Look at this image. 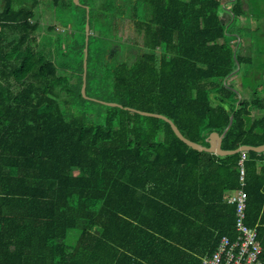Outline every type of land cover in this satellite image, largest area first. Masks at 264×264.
<instances>
[{"label":"trees","instance_id":"16d2710c","mask_svg":"<svg viewBox=\"0 0 264 264\" xmlns=\"http://www.w3.org/2000/svg\"><path fill=\"white\" fill-rule=\"evenodd\" d=\"M53 1L81 13L63 51L56 27L33 21L38 0H0V264H207L238 240L226 195L239 190L264 264V152L199 151L125 108L207 147L215 131L225 150L264 144V0H136L150 17L129 18L144 41L133 59L99 45L114 18L102 23L98 0ZM241 17L256 23L248 53ZM105 91L124 107L97 100Z\"/></svg>","mask_w":264,"mask_h":264},{"label":"rangeland","instance_id":"374dc122","mask_svg":"<svg viewBox=\"0 0 264 264\" xmlns=\"http://www.w3.org/2000/svg\"><path fill=\"white\" fill-rule=\"evenodd\" d=\"M29 3H32L33 0H26ZM75 1V0H74ZM99 5H102L103 12L102 14V23L108 22V20L113 19V23L108 28V23L105 25L107 27V32L109 29L110 39H102L99 43V45H102L104 48L109 47H117L119 48V55H121L124 59V56L130 55L127 53H135V57L138 55V48L133 41H137V43H143V35L137 32L138 30L135 28H130L131 19L133 16H137L139 18L150 17V12L145 11L143 7L138 4L136 0H98ZM77 4V3H76ZM84 5V4H81ZM27 6V5H26ZM85 6V5H84ZM29 6H27L28 8ZM86 7V6H85ZM69 9V7H65V5L62 2H59L58 5L55 6V3L53 0H38L37 6L35 7V18L33 21H39L41 32H45L48 30L49 26L54 25L56 27L55 32L61 34V38L63 40L61 45V51L65 49V39H66V33L70 32V27L73 26V28L77 26V21H79V16L73 9ZM90 10V9H89ZM121 12L118 16L115 15V12ZM94 12V15L96 16L98 12L96 10H92V13ZM88 13V10H87ZM117 16V17H116ZM117 19H116V18ZM224 17V16H223ZM227 18L224 17V20ZM101 20V19H100ZM256 25L250 22L246 19V17H241L239 21L236 22L234 26H240V27H246V31L244 33L245 39H246V46H245V52L248 53L250 51L251 45L249 44V37H250V29L253 28V26ZM74 28V29H75ZM96 33V32H95ZM139 33V34H138ZM45 35V34H44ZM43 38V37H42ZM45 39V36L44 38ZM113 39L114 41H112ZM115 40H119V42H116ZM252 42V40H251ZM258 44L262 47H264V35H262L261 39L258 41ZM133 45V46H132ZM32 46L36 47V42H32ZM241 47V45H239ZM253 46V45H252ZM45 55H47L50 58H53V55L56 54L55 50L51 49H43ZM105 56H108L105 54V50H103L102 54V61H105ZM264 59V55L261 56ZM130 58L133 59V57L130 55ZM77 59L73 57V54H69L67 56H61L60 59H58V62L64 63L67 67V72H70V75L73 73V70L76 66ZM107 60V59H106ZM122 61L118 57L117 58H111L110 64H116L118 62ZM256 68H259L261 65L257 60L254 63ZM101 92V91H100ZM99 92V93H100ZM101 98L103 99H97L99 101L107 102L105 99L109 98L108 92H103L100 94ZM117 103V102H116ZM88 107L90 108L91 112L94 116L98 115V110L101 109L98 108L97 103L92 104L89 103Z\"/></svg>","mask_w":264,"mask_h":264},{"label":"built area","instance_id":"2783aa9c","mask_svg":"<svg viewBox=\"0 0 264 264\" xmlns=\"http://www.w3.org/2000/svg\"><path fill=\"white\" fill-rule=\"evenodd\" d=\"M245 155H243V159ZM241 164L242 180L244 179L243 160ZM229 202L237 205V229L240 231L238 240L231 242L228 237H223L221 246L214 257L205 260L207 264H255L258 260L260 247L257 231L244 223L247 193L245 190L230 191L226 195ZM261 264V263H259Z\"/></svg>","mask_w":264,"mask_h":264},{"label":"water","instance_id":"95a60500","mask_svg":"<svg viewBox=\"0 0 264 264\" xmlns=\"http://www.w3.org/2000/svg\"><path fill=\"white\" fill-rule=\"evenodd\" d=\"M76 3H80L79 0H75ZM86 9L88 10L87 13V22H86V36H85V47H84V71H83V82H82V88L81 92L83 96L88 97L86 94V87H87V69H88V46H89V35H90V13H89V6H86ZM103 102V101H102ZM111 106H118V107H124L122 104L116 103V102H103ZM126 109L132 110L134 112H138L141 115L145 116H151V117H156V118H161L166 120L167 122L170 123L172 129L176 133V135L184 141L186 144L191 146L192 148L199 150V151H209L212 153H216L218 155H229V154H234L237 152H246V151H256V152H264V144L259 145V146H250V145H242L236 150H225L222 147V141H223V135H220L218 132H212L208 138L210 146H204L201 143H197L192 141L191 139L187 138L181 130L178 128V126L175 124V122L170 119L169 117L161 114V113H156V112H149V111H143L139 109H135L132 107H125Z\"/></svg>","mask_w":264,"mask_h":264},{"label":"crops","instance_id":"0c3cea01","mask_svg":"<svg viewBox=\"0 0 264 264\" xmlns=\"http://www.w3.org/2000/svg\"><path fill=\"white\" fill-rule=\"evenodd\" d=\"M246 19L248 20V18L246 17ZM136 26H135V24H134V22H131L130 23V28H135ZM135 29H137L138 30V28H135ZM246 31V30H245ZM137 32H139V31H137ZM139 34V33H138ZM250 42V41H249ZM245 46H246V43H245Z\"/></svg>","mask_w":264,"mask_h":264}]
</instances>
